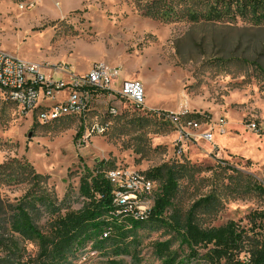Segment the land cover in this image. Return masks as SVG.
Wrapping results in <instances>:
<instances>
[{
	"label": "rangeland",
	"instance_id": "1",
	"mask_svg": "<svg viewBox=\"0 0 264 264\" xmlns=\"http://www.w3.org/2000/svg\"><path fill=\"white\" fill-rule=\"evenodd\" d=\"M154 1L0 0L4 51L81 74L94 62L119 67L117 90L123 76L140 80L146 106L156 107L126 105L121 115L106 118L107 133L85 143L76 136L79 119L42 124L0 89V197L16 202L46 194L77 209L83 178L101 171L117 186L137 175L150 180L151 193L135 201L148 209L166 170L174 167L179 188L166 216L184 217L209 197L215 205L197 212L199 224L237 223L246 231L240 256L246 259L264 245V193L254 188L264 187V26L164 23L143 15ZM161 2L179 9L176 0ZM177 102L186 109L171 112ZM127 230L140 240L139 264H162L154 246L166 240L178 262L208 264L190 257L165 225L148 222ZM21 245L28 256L37 255L35 241ZM102 260L88 246L73 264Z\"/></svg>",
	"mask_w": 264,
	"mask_h": 264
},
{
	"label": "trees",
	"instance_id": "2",
	"mask_svg": "<svg viewBox=\"0 0 264 264\" xmlns=\"http://www.w3.org/2000/svg\"><path fill=\"white\" fill-rule=\"evenodd\" d=\"M176 4L178 10L157 0L142 10L143 15L164 23L231 25L243 21L264 26V0H176ZM178 178L176 168L166 170L160 194L150 211L142 215L135 207L114 202L115 187L101 171L83 178V201L77 209L46 194H27L16 202L0 197V264H73L79 251L88 246L104 257L100 264H139L140 240L128 235L127 228L148 222L167 226L186 245L189 256H201L204 263L264 264V245L252 248L249 257L241 259L246 231L237 223L229 221L218 227L199 224L197 212L215 205L209 197L195 202L184 217L168 218L165 212L178 191ZM254 188L264 193L262 185ZM30 240L38 245L35 257L28 256L21 245ZM171 244V240L155 243L162 264H186L177 261L179 256Z\"/></svg>",
	"mask_w": 264,
	"mask_h": 264
},
{
	"label": "built area",
	"instance_id": "3",
	"mask_svg": "<svg viewBox=\"0 0 264 264\" xmlns=\"http://www.w3.org/2000/svg\"><path fill=\"white\" fill-rule=\"evenodd\" d=\"M120 76L119 67H109L102 62H94L84 74L63 65L28 62L4 51L0 43V89L22 111L34 112L42 124L79 119L80 141L85 143L95 135L107 133L106 118L121 115L126 105L134 110L149 109L145 104L143 83L137 79H122L117 90ZM41 99L52 104L40 103ZM112 183L116 204L135 207L140 215L150 211L152 207L147 209L135 202L143 194L151 193L150 180L137 175L119 186Z\"/></svg>",
	"mask_w": 264,
	"mask_h": 264
},
{
	"label": "crops",
	"instance_id": "4",
	"mask_svg": "<svg viewBox=\"0 0 264 264\" xmlns=\"http://www.w3.org/2000/svg\"><path fill=\"white\" fill-rule=\"evenodd\" d=\"M129 77H125V76H123L122 77V79H128ZM146 83V82H145ZM119 84V81H117V83H116V85H118ZM147 84V83H146ZM148 85V84H147ZM147 88H149V92L148 93H150V91H151V88H150V85H148L147 86ZM147 99H149V100H151V97H150V95H148V98ZM186 103L185 102H177L176 103V106H175V108L174 109H172V110H170L171 112H180V111H184L185 109H186ZM149 109H153V110H156V107H154V106H150V105H148L147 106Z\"/></svg>",
	"mask_w": 264,
	"mask_h": 264
}]
</instances>
